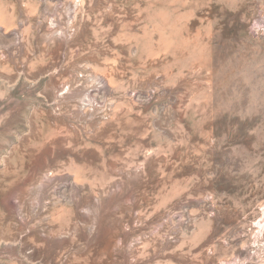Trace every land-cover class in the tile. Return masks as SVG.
<instances>
[{"label":"rangeland","instance_id":"374dc122","mask_svg":"<svg viewBox=\"0 0 264 264\" xmlns=\"http://www.w3.org/2000/svg\"><path fill=\"white\" fill-rule=\"evenodd\" d=\"M0 264H264V0H0Z\"/></svg>","mask_w":264,"mask_h":264},{"label":"bare ground","instance_id":"6f19581e","mask_svg":"<svg viewBox=\"0 0 264 264\" xmlns=\"http://www.w3.org/2000/svg\"><path fill=\"white\" fill-rule=\"evenodd\" d=\"M94 98H95V96H94Z\"/></svg>","mask_w":264,"mask_h":264}]
</instances>
